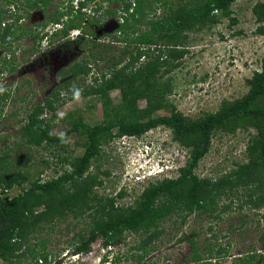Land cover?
<instances>
[{"label":"trees","instance_id":"trees-1","mask_svg":"<svg viewBox=\"0 0 264 264\" xmlns=\"http://www.w3.org/2000/svg\"><path fill=\"white\" fill-rule=\"evenodd\" d=\"M48 1L34 0L32 6H38V2L45 5ZM77 1L86 3L92 0ZM117 1L121 2L124 21L119 29L121 33L112 38L123 41V46L117 48L115 44L104 43V52L100 53L98 49L89 52L94 61L106 59L102 69L93 74L85 91L99 98L102 122L89 124L78 116L59 134L51 131L56 109L61 104V91L72 81L92 72V65L83 58L69 68L67 77L50 94L29 106L25 122L17 131L21 139L0 154L1 261L8 264H49L52 256L47 248L50 238L45 233L50 234L59 222L71 217L81 225L74 230L69 248L64 247L60 251L66 250L71 255L87 253L97 238L101 239L103 248L111 250L126 242L129 234H134L137 238L131 244L130 252L117 255L116 260L155 264L149 262L148 255L163 233V222L176 216L182 217L181 222H184L193 213L213 215L218 211L222 196H234L244 190H247L246 203L250 209L263 208L261 219L264 223V58L260 69L246 79V92L235 99L223 100L217 110L196 118L188 117L175 108L167 113L153 114L155 109L166 106V88H163L161 80L179 65L178 58L186 52L185 33L215 24L224 17L234 22L231 5L235 0H154L160 3L163 12L157 18L146 20V13L153 8V0ZM81 7L70 11L72 16L64 21L61 30L62 35H67L70 30L78 29L76 36L80 41L84 34H91L82 25L85 16ZM17 10L14 11L16 15ZM263 10L264 2L256 0L253 13L261 17ZM106 12L113 13L114 10ZM64 14L65 11L58 10L55 18L60 20ZM91 21L99 23L100 18ZM141 23L147 28L142 30ZM14 27L9 25L5 32H0L1 42L6 34H16ZM91 43L94 48L101 46L98 41ZM115 89L120 93L117 102L110 97V91ZM1 90L0 104H3L9 94L4 88ZM140 98L146 99L144 108L138 107ZM159 126L169 128L172 138L186 150L188 158L179 167L178 176L149 182L130 204L117 200L124 195L123 188L117 196L100 195L95 191L103 179L99 176V165L94 171H89V168L100 157L101 146L115 137L139 136ZM249 128H253L255 133L249 135L246 144L247 161L215 178L200 177L195 172L200 159L209 151L215 132L235 133L238 129ZM71 133L78 138L76 143L83 146V152L60 156L61 152H67L65 140ZM32 145L58 151V161L68 164L69 168L47 180H29L27 170L18 167L21 166V153L13 154V157L10 153L18 146L27 148ZM23 156L26 157L22 161L24 166L32 161L28 153ZM222 206L225 207L224 204ZM192 233L198 236L196 231ZM187 240L190 247L188 261L214 264L213 257L228 255L229 243L220 246L215 242L202 248L197 238L187 237ZM256 256L246 254L237 258L243 264H251ZM260 258L264 260V254Z\"/></svg>","mask_w":264,"mask_h":264},{"label":"rangeland","instance_id":"rangeland-1","mask_svg":"<svg viewBox=\"0 0 264 264\" xmlns=\"http://www.w3.org/2000/svg\"><path fill=\"white\" fill-rule=\"evenodd\" d=\"M175 1L179 0H173ZM261 1L264 2V0ZM66 2L67 0H51L46 6V15L51 16L60 7L66 6ZM255 3L256 0H235L231 5V17L235 19L234 22L224 17L215 24L204 25L200 29L185 33L187 34L184 43L186 52L178 58L179 65L172 68L170 73L161 80L163 88H166V91L164 90L166 106L155 109L156 112L153 114L167 113L175 108L188 117L196 118L217 110L223 100L235 99L246 92V79L252 75L253 71L260 69L264 58V10L260 14L261 17H257L253 13ZM5 5V0H0V6L6 7ZM120 5L121 2L113 0L108 8L104 5L99 7L102 11V7L104 10H114L119 6L118 12L110 13V16L105 17L101 26L102 33H113L118 27L116 16L117 14L121 16ZM152 6V10L146 13L145 20L157 18L162 14L163 8L160 7L159 2L153 0ZM87 8L91 9L92 6ZM99 12L95 11L97 16ZM28 19L25 20L27 22L25 28L40 20L37 17L33 21ZM140 28L144 30L147 25L141 23ZM75 33L74 31L72 34L75 35ZM102 37L106 41L111 40L110 35ZM58 38L56 36L53 39L56 44ZM6 40L7 38L3 41ZM113 43L117 48H121L124 44L123 41L115 42L114 40ZM13 44L11 48L15 49L16 54L19 55L20 49L28 50L32 40L24 37V40ZM1 45L0 41V52L6 48L5 45ZM81 47L82 54H79L81 51L74 55L70 54L69 57L61 53L48 54V58L41 56V60L36 57L33 61L37 63H34V67L26 73H18L22 67L19 62L17 70L12 74L0 75V94L2 86L9 85L12 90V100L8 97L0 107V154L21 139L17 131L25 122L29 106L44 98L50 88L60 83L62 77L63 81L68 75L69 66L66 65L71 63L67 58L71 60L75 58L72 62L87 58L92 65V72L72 81L61 91V104L55 112L52 133L59 134L66 130L70 127L71 121L78 116L89 124L102 122L103 112L99 98L85 91L92 81L93 74L99 72L106 63V59L94 61L89 52L98 49L101 53L104 49L102 46L94 48L89 42H83ZM56 49L58 47L52 52ZM132 49L135 50L133 47ZM156 53L157 50L154 51V54ZM51 59L53 66L56 67L54 70L49 68V66L52 67L51 65H46V62ZM61 67L63 71H58ZM25 77L31 79L29 83L24 81ZM119 96L117 89L110 91V97L114 102L118 101ZM137 104L139 108H144L146 99H138ZM46 114L50 115L48 112ZM146 132L134 137L127 135L115 137L108 144L101 146L100 157L93 161L89 168V171H94L99 165V176L103 179V183L94 190L100 195L117 196V192L123 188L125 193L117 200L120 203L130 204L149 182L178 176L179 167L183 166L188 158L186 150L172 138L171 130L167 127L159 126L153 131ZM254 133L253 128L238 129L235 133L215 132L211 147L200 159L195 172L200 177L215 178L235 168L239 163L247 161L245 148L249 135ZM77 139L76 135L71 133L65 140L67 152H61L60 156L67 153L71 155L82 153L84 148L79 145V142L76 143ZM142 141H148V144L143 146ZM18 147L10 153V157L21 153V166L18 165V167L24 171L27 170L29 180H47L59 175L63 169L69 168L68 164L58 161L56 156L58 151H47L45 148L33 145L27 148ZM25 153L31 156L32 161L24 166L25 163L22 161H25L26 157L23 156ZM156 153L163 155L162 162L166 167L163 173L154 174ZM147 166L155 168L149 172L150 175L142 172V169ZM247 200V190L240 191L234 196L224 195L218 203L220 206L218 211L213 215L193 213L188 215L184 222H181L182 217L179 216L163 222L161 225L164 229L163 233L154 242L155 248L148 255L149 262L198 264L187 260L190 253L187 237H195L202 248L213 245L215 242L220 246L230 244L228 255L222 258L213 257L214 264H243L237 257L246 254L257 255L252 259L251 264H264V260L260 258L264 254V223L261 219L263 208L250 209L246 203ZM223 204L225 207L222 206ZM67 224H69L68 227ZM80 225L69 217L67 221L59 222L53 232L45 233V236L50 238L47 248L52 256L49 258V264H136L135 261L116 260L117 255L130 252V246L137 238L134 234H129L125 239L126 242L111 250L103 248L101 239L97 238L87 253L71 255L66 250L60 251L61 248H69V240L74 230L79 229ZM193 231H196L198 236H194ZM0 264L8 263L0 260Z\"/></svg>","mask_w":264,"mask_h":264},{"label":"flooded vegetation","instance_id":"flooded-vegetation-1","mask_svg":"<svg viewBox=\"0 0 264 264\" xmlns=\"http://www.w3.org/2000/svg\"><path fill=\"white\" fill-rule=\"evenodd\" d=\"M33 1L34 0H5L6 7L0 6V10L2 11L0 14V32L1 33L5 32L6 28L9 25L10 26L15 25L14 27L15 33L19 34V37H16V34H13V35L6 34L7 40L1 42L2 44L1 46L5 45L6 48L4 50H1L0 52V58H1L0 68H2V70L0 71V75L12 74L14 71L17 70L19 62L22 65V67L20 70H18V73H26L27 71H29V69H32L34 67V63H37V61L36 62L33 61V59L36 57H38L39 60H41L42 59L41 56H45L46 58H48L49 57L48 54L52 55V54L61 53V54H64V56L66 57L67 55L69 57L70 54L74 55L75 53L79 51H81L79 52V54H82L83 53V50H82L83 48L81 47L82 40H84V42H89V43H91V41H98L99 43H101L102 47H104L103 46L105 45L104 43H110L114 45L113 43L114 39L112 37L115 34L118 35L121 33V30L119 29L124 20L119 14H117L116 16V19L118 21V27L114 29L113 33H102L101 32L102 30L101 26L103 25L105 17H107V15L110 16V13L106 12L107 9L104 10L103 9L104 7H102V11H101L99 7L101 8L102 5H104L105 7L110 6V0H92V1H86V3H80L77 0L75 1L76 2L75 3L73 0H67L66 6L60 7V9H58L60 11H65V14L60 18V20H57L55 18V16L57 15V12L53 13L51 16L46 15V6H48L51 0H49L45 5L38 2V6H32ZM78 6H82L81 11L85 16L82 25L87 30H89V32L91 33V34L89 33L84 34V39H81V41L77 37L79 30L77 31V33H75V35L72 34L73 33L71 32L72 30H70L67 35L61 34V30L64 26V21L66 19H69L72 16V12L70 11L76 10ZM87 6H92L91 8L92 10L88 9ZM118 7L119 6L115 7L113 13L118 12ZM17 8H18L17 10L18 16L14 14V11ZM95 9H98L97 11H100L98 13V16L95 13ZM35 17H37L40 20H37L36 21L37 23H33V25L25 28V24L27 23L25 22V20L29 18L33 21ZM96 17L100 18L99 23L91 21V20H94ZM109 35L111 37L110 41H106L102 37V36H109ZM56 36L59 37L57 40V44L53 41V39ZM24 37L25 39L32 40V45L28 48V50L20 49V54L18 55L16 54L17 52H15V49H12L11 47L13 43L24 40ZM57 47L58 49L52 52L53 49ZM67 59L70 60L71 64H68L66 66H69L70 68L71 66L75 64L76 61L72 62L75 58H73L72 60L70 58H67ZM46 65H51L52 67L49 66V68L53 70L56 69V67L53 66L52 59L51 61L46 62ZM10 67H13V69H10ZM62 67H65V66H62ZM62 67L59 68L58 71H63ZM68 74H69V71H68ZM62 79H60V83L62 82ZM30 80L29 78L25 77L24 81L29 83ZM60 83H58L57 85H54L53 88H50L49 91L46 93V95L50 94V92H52V90L55 87H57ZM6 86H2V88H4L5 93L9 94L8 96L10 97L9 99L12 100L11 98L12 90L9 85L7 87ZM8 97L5 100H7ZM42 99L43 97L41 98V100ZM1 104H0V107H2Z\"/></svg>","mask_w":264,"mask_h":264},{"label":"clouds","instance_id":"clouds-1","mask_svg":"<svg viewBox=\"0 0 264 264\" xmlns=\"http://www.w3.org/2000/svg\"><path fill=\"white\" fill-rule=\"evenodd\" d=\"M73 31H76V33H77L78 29H74V30H72L71 32H73ZM150 131H153V129H150L149 132H150ZM146 133H147V132H146ZM123 136H126V135H123ZM132 137H134V136H132ZM147 144H148V141H146V142L142 141V142H141V145H143V146H146ZM156 154H157V159L154 161V162L156 163V166H155L156 169H155V168H152V167H149V166H147L146 168H143V169H142V172H144V173L147 174V175H150L149 172H150L152 169H155V170H153V171H155L154 174L165 172L164 169H166V167H164V163L162 162V160H163V155L160 156V155H161L160 153H156ZM142 167H143V166H142ZM158 169H159V170H158ZM154 174H153V175H154Z\"/></svg>","mask_w":264,"mask_h":264},{"label":"built area","instance_id":"built-area-1","mask_svg":"<svg viewBox=\"0 0 264 264\" xmlns=\"http://www.w3.org/2000/svg\"><path fill=\"white\" fill-rule=\"evenodd\" d=\"M74 32V31H73ZM76 32V31H75Z\"/></svg>","mask_w":264,"mask_h":264}]
</instances>
